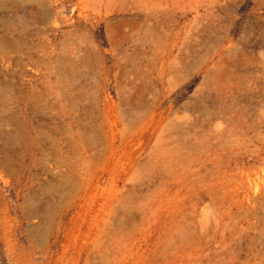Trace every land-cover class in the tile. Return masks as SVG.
<instances>
[{
    "label": "rangeland",
    "instance_id": "374dc122",
    "mask_svg": "<svg viewBox=\"0 0 264 264\" xmlns=\"http://www.w3.org/2000/svg\"><path fill=\"white\" fill-rule=\"evenodd\" d=\"M0 264H264V0H0Z\"/></svg>",
    "mask_w": 264,
    "mask_h": 264
}]
</instances>
